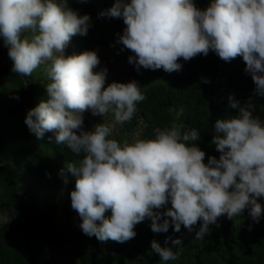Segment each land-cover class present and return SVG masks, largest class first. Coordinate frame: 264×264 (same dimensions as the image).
<instances>
[{"label": "clouds", "instance_id": "clouds-1", "mask_svg": "<svg viewBox=\"0 0 264 264\" xmlns=\"http://www.w3.org/2000/svg\"><path fill=\"white\" fill-rule=\"evenodd\" d=\"M206 6L198 8L194 0H114L101 15L122 18L126 27L118 42L133 53L128 62L137 71L179 72L181 59L210 51L224 62L239 56L254 93L264 97V0H206ZM90 26V17L71 9L68 0H0V38L10 71L27 77L43 65L48 81L47 99L28 110L24 123L37 140L53 132L57 145L82 155L58 172L64 185L75 177L69 195L82 233L100 243H124L150 219L154 233H167L170 225L174 232L182 225L191 232L199 223L195 238L203 239L220 217L233 220L246 209L258 223L264 214L258 203L264 199V121L253 116V105L228 97L238 115L215 121L211 143L220 155L208 157L207 164L205 153L188 143L199 139L198 130L184 125L156 128L154 139L121 144L109 137L116 125L132 120L146 97L134 80L105 87L107 69L94 71V51L64 55L71 38L86 36ZM85 112L103 118L111 113L114 123L104 120L84 131ZM169 240L182 245L171 237L165 244ZM151 249L163 261L179 256L155 240Z\"/></svg>", "mask_w": 264, "mask_h": 264}, {"label": "trees", "instance_id": "trees-1", "mask_svg": "<svg viewBox=\"0 0 264 264\" xmlns=\"http://www.w3.org/2000/svg\"><path fill=\"white\" fill-rule=\"evenodd\" d=\"M113 2L68 0L71 9L90 17L91 26L86 36L77 34L71 38L64 55L94 51L99 58L94 71L122 69L126 82L134 80L141 87L146 98L137 104L132 120L121 125L125 137L139 130L137 139H154L156 128H170L173 123L184 125L198 130L199 139L188 143L205 153V164L210 156L219 159L220 153L211 143L215 121L238 115V109L229 107L228 97L231 95L241 106L256 103L264 109V97L254 93L255 85L244 71L242 57L224 62L210 51L207 56L197 55L189 61L181 59L179 72L142 67L137 71L128 62L133 53L118 42L126 27L122 18L101 15ZM194 3L201 9L207 7L206 0ZM111 45L121 65L111 66L114 61L100 49ZM11 66L0 38V208L8 215L0 225V264H64L62 259L66 258L71 261L65 264H264V214L256 223L247 209L233 220L220 217L217 225L209 226L210 232L203 239L189 242L182 241L184 233L189 232L183 225L180 232H174L170 225L167 233H154L150 219L139 223L135 237L124 243H100L94 236H86L74 210L65 222H56L60 201L64 197L70 199L69 193L75 187V177L69 175L64 189L58 172L69 162L78 163L82 155L76 156L65 145H57L53 132H46L43 140L29 132L24 123L26 113L47 99L45 66L27 77L12 73ZM90 115L83 114L84 131L90 130ZM19 170L31 178L30 189L9 176ZM258 203L264 206V199H258ZM110 214L109 211L105 215ZM197 227L199 223L194 226ZM167 237L181 239L182 245H172L171 240L165 244ZM153 240L178 252V258L161 260L151 249Z\"/></svg>", "mask_w": 264, "mask_h": 264}, {"label": "rangeland", "instance_id": "rangeland-1", "mask_svg": "<svg viewBox=\"0 0 264 264\" xmlns=\"http://www.w3.org/2000/svg\"><path fill=\"white\" fill-rule=\"evenodd\" d=\"M208 3H209V0H208ZM100 49H102L103 53L105 55H107L108 58H112V60L114 61L113 63H111L112 64L111 66H114L116 64L121 65V63H119L120 58L114 57L115 51H116L114 45H111V46L106 47V48L100 47ZM97 51L99 53L98 49H97ZM107 62L110 64V61L108 59H107ZM38 69H40V68H38ZM123 72H125V71H122V69L115 70L113 67L111 68V70L107 69L106 79H105V87L109 83H112V82L127 83L125 81ZM252 105H253V109H252L253 116L259 118L261 121H264V109H259L258 106L256 105V103H252ZM104 120H105V123L112 124V123H114V116L111 113H109L106 118H103L101 116H93L91 114L90 115V122L91 123H90V127H89L90 130L93 129L94 125L103 123ZM138 131H135V132L132 131V133L128 137H125L124 133L122 132V126L116 125L114 130H113L112 136L109 138L115 139V140L120 141V142L132 143L137 139V136L139 133ZM120 137H121V140H119ZM9 176L16 179L19 182V185L21 187L27 189V190L30 189L32 186L30 184L31 178L29 176H27V174L21 170L11 172ZM68 180H69V178H68ZM60 181H62L61 178H60ZM67 185H64L63 181H62V186L64 189H66ZM32 195H33V200L37 202L38 200H36V195L34 192L32 193ZM72 212H73V209L71 208V202H70L69 197H64L63 200L60 201L57 212H56V222H59V223L65 222L67 220V217L72 215ZM7 216L8 215H7V212L5 211V209L0 208V225L5 221ZM137 227H138V224L135 226V229H134L135 231H136ZM198 230H199V227L194 228L191 232H185L182 241L183 242L184 241H186V242L192 241L195 238L196 231H198ZM70 261H71V259H68V258H66L64 260L62 259V263H64V264L68 263ZM74 261L77 262V260H74Z\"/></svg>", "mask_w": 264, "mask_h": 264}]
</instances>
